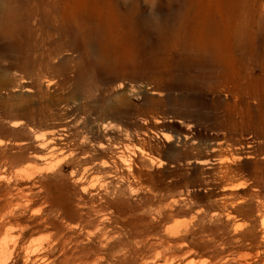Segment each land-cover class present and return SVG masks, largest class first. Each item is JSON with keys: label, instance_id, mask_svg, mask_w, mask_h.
I'll list each match as a JSON object with an SVG mask.
<instances>
[{"label": "rangeland", "instance_id": "1", "mask_svg": "<svg viewBox=\"0 0 264 264\" xmlns=\"http://www.w3.org/2000/svg\"><path fill=\"white\" fill-rule=\"evenodd\" d=\"M0 241L264 264V0H0Z\"/></svg>", "mask_w": 264, "mask_h": 264}, {"label": "bare ground", "instance_id": "2", "mask_svg": "<svg viewBox=\"0 0 264 264\" xmlns=\"http://www.w3.org/2000/svg\"><path fill=\"white\" fill-rule=\"evenodd\" d=\"M17 8H18V6H17ZM62 15H63V17H64V19H68L69 17H70V15L72 14V12H73V6L71 5V4H69L68 2L64 5V6H62ZM15 13V12H14ZM6 14L8 15V17L10 18L11 16H13V13L10 11V10H8V12H6ZM7 17V18H8ZM11 19H12V17H11ZM69 19H71V18H69ZM7 30V29H6ZM5 30V31H6ZM153 93H156V92H153ZM6 237H8V235H5V238ZM0 247H1V249H2V255L3 256H8V255H10L11 254V252L12 251H8V249H7V247H6V242H3V241H0ZM39 257V256H38ZM42 258V257H41ZM27 259V258H26Z\"/></svg>", "mask_w": 264, "mask_h": 264}]
</instances>
